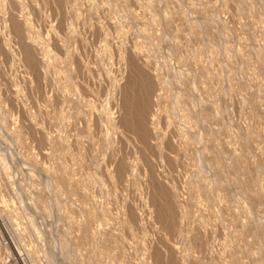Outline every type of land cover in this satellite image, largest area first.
Instances as JSON below:
<instances>
[{
    "label": "rangeland",
    "instance_id": "1",
    "mask_svg": "<svg viewBox=\"0 0 264 264\" xmlns=\"http://www.w3.org/2000/svg\"><path fill=\"white\" fill-rule=\"evenodd\" d=\"M0 202V264H264V0H0Z\"/></svg>",
    "mask_w": 264,
    "mask_h": 264
},
{
    "label": "bare ground",
    "instance_id": "2",
    "mask_svg": "<svg viewBox=\"0 0 264 264\" xmlns=\"http://www.w3.org/2000/svg\"><path fill=\"white\" fill-rule=\"evenodd\" d=\"M11 6H12V5H11ZM14 7H15V6H13V8H14ZM13 8H12V9H13ZM22 8H23V6H22ZM12 9H11V10H12ZM20 9H21V8H20ZM9 10H10V9H9ZM9 12H10V11H9ZM19 38H20V37H19ZM26 39H28V38H26ZM16 40H18V39H16ZM22 40H24V38H23ZM22 40L19 39L20 42H22ZM19 41H18V42H19ZM24 42H26V40H24ZM16 43H17V42H16ZM27 43H28V42H27ZM18 44H19V43H18ZM18 44H17V45H18ZM14 45H16V44H14ZM19 46H22V45H19ZM23 46H25V44H24ZM23 46H22V47H23ZM27 46H28V45H27ZM16 47H17V46H16ZM17 48H19V47H17ZM24 48H25V47H23V50H24ZM26 48H27V47H26ZM40 48H41V47H40ZM23 50L21 51V55H22L23 52L25 51L24 54H23V55L25 56L27 49L24 50V51H23ZM14 53H15V52H14ZM17 53H18V54L20 53L19 49H18V52H17ZM19 55H20V54H19ZM19 55H17V56H19ZM2 56H3V55H2ZM28 56H29V55H28ZM3 57H5V55H4ZM19 57H20V56H19ZM21 57H22V56H21ZM26 57H27V56H26ZM26 57H25V58H26ZM1 61H2V60H1ZM2 64H3V63H2ZM2 67H3V66H2ZM29 86H30V85H29ZM61 87H62V86H61ZM38 100H39V99H38ZM34 101L36 102V100H34ZM37 102H38V101H37ZM37 104H38V103H37ZM36 106H37V105H36ZM38 141H39V140H38ZM41 146H42V145H41ZM68 160L73 161V160H74V157H73V156H69ZM77 161H79V160H77ZM75 162H76V160H75ZM75 162H74V163H75ZM74 163H73V164H74ZM73 164L71 163V165H73ZM74 165H77V169L80 170V168H79L80 166H79L78 162H76ZM73 167H74V166H73ZM73 167H72V168H73ZM75 167H76V166H75ZM73 169H76V168H73ZM81 171H82V170H81ZM80 173H81V172H80ZM81 174H82V173H81ZM77 189H78V188H77ZM117 193H119V192H117ZM120 194H121V193H120ZM120 194H118L117 196H119ZM119 198L121 199V196H120ZM0 203H1V202H0ZM7 203H8V202H6V205H7ZM1 205H3V204H1ZM4 205H5V204H4ZM5 209H6V208H5ZM8 215H9V214H8ZM126 220H128V219H125V222H126ZM9 221H10V220H9ZM125 222L123 221V223H125ZM126 223H127V222H126ZM121 224H122V221H121ZM123 226H124V225H123ZM120 227H122V226H120ZM21 236H22V235H21ZM18 237H19V236H18ZM21 238H22V237H21ZM21 238H19V239H21ZM20 241H22V239H21ZM19 243H20V242H19ZM24 243H26V241H25ZM27 245H28V244H27ZM25 246H26V245H25ZM25 249H26V248H25Z\"/></svg>",
    "mask_w": 264,
    "mask_h": 264
}]
</instances>
